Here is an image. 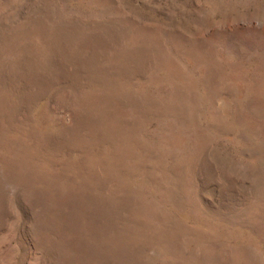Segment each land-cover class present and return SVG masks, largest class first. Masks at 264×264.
Segmentation results:
<instances>
[{
    "label": "rangeland",
    "instance_id": "1",
    "mask_svg": "<svg viewBox=\"0 0 264 264\" xmlns=\"http://www.w3.org/2000/svg\"><path fill=\"white\" fill-rule=\"evenodd\" d=\"M0 264H264V0H0Z\"/></svg>",
    "mask_w": 264,
    "mask_h": 264
}]
</instances>
